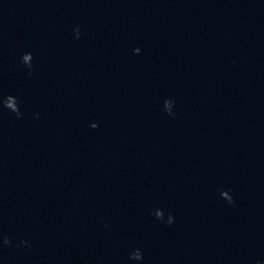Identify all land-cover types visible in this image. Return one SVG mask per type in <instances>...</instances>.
I'll return each mask as SVG.
<instances>
[{"label":"water","instance_id":"obj_1","mask_svg":"<svg viewBox=\"0 0 264 264\" xmlns=\"http://www.w3.org/2000/svg\"><path fill=\"white\" fill-rule=\"evenodd\" d=\"M0 264H264V0H174L86 73L0 164Z\"/></svg>","mask_w":264,"mask_h":264},{"label":"clouds","instance_id":"obj_2","mask_svg":"<svg viewBox=\"0 0 264 264\" xmlns=\"http://www.w3.org/2000/svg\"><path fill=\"white\" fill-rule=\"evenodd\" d=\"M76 32H77V34H78V37H79V35H80V31H79V29L77 28L76 30H75ZM32 59V56H30V55H25V56H23V63L25 64V65H27L29 68H31V63H29V61ZM29 75H30V73H29ZM20 115L17 113V117H19ZM10 243V241L5 237L4 238V244H9Z\"/></svg>","mask_w":264,"mask_h":264}]
</instances>
